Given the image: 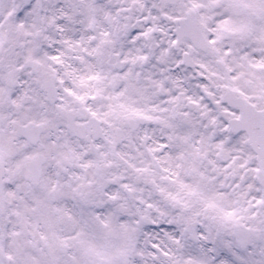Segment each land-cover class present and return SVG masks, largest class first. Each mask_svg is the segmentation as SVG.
<instances>
[{"label":"snow or ice","instance_id":"obj_1","mask_svg":"<svg viewBox=\"0 0 264 264\" xmlns=\"http://www.w3.org/2000/svg\"><path fill=\"white\" fill-rule=\"evenodd\" d=\"M0 264H264V0H0Z\"/></svg>","mask_w":264,"mask_h":264}]
</instances>
